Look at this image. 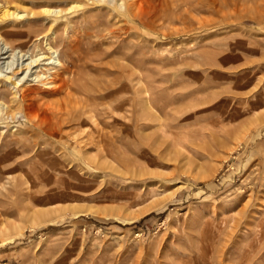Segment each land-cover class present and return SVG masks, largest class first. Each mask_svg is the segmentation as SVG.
<instances>
[{
    "label": "rangeland",
    "instance_id": "obj_1",
    "mask_svg": "<svg viewBox=\"0 0 264 264\" xmlns=\"http://www.w3.org/2000/svg\"><path fill=\"white\" fill-rule=\"evenodd\" d=\"M44 1L0 2L63 54L0 122V264H264V0Z\"/></svg>",
    "mask_w": 264,
    "mask_h": 264
},
{
    "label": "bare ground",
    "instance_id": "obj_2",
    "mask_svg": "<svg viewBox=\"0 0 264 264\" xmlns=\"http://www.w3.org/2000/svg\"><path fill=\"white\" fill-rule=\"evenodd\" d=\"M1 1H3V0H0V2ZM46 1L48 2V0H46ZM53 1L55 3H59V4H60V2H68V4L71 3V5H68L69 7L70 6L71 7L67 10V12H63V11L52 12L51 11V13H50V12H47L44 10L45 12L51 14L52 16H56L55 19H57V18L63 17L64 16V15H62L63 13L69 14L71 16L70 18H73V15H75V13H74L75 10L78 9L80 12L83 9V7L86 6L87 4H91L92 2L96 4V2H98L100 0H53ZM28 2H29V0H28ZM47 2H45V3H47ZM105 3L107 5H109V3H107V2H105ZM65 4H67V3H65ZM48 5L46 4V6H48ZM50 5H51V2H50ZM133 5H135V4L134 3L130 4V6H133ZM119 6H120V3L118 2V4L116 3V5L114 7L121 8ZM1 8L2 7L0 4V21H3L5 19L9 18L10 16H16L18 18L21 17V15L18 12L13 14V13H10L9 11H2ZM27 12H28V10H27ZM124 13H125V11H124ZM41 14H42V11H41ZM39 15H40V13H39ZM85 15L86 14L84 12H81L80 17L84 18V17H86ZM78 16H79V14H78ZM49 18H47L48 21H49ZM15 19H17V18H15ZM79 20H80V18H79ZM79 28H77V29H79ZM79 32H80V30H79ZM82 34H84V33H82ZM53 35L54 34H52V33L50 35H44V36H41V34L40 35L38 34L35 36L28 35V39L20 41V46H15L12 44H6V43H3L0 41V84L3 83V87L0 88V95H3L6 93V90H7L6 88H9L13 91L11 93L10 99L7 102L0 103V122L4 116H6V117L10 116L9 118H12V119L16 118L17 116L18 117L20 116L19 118L25 122H31L32 120H36V119L38 120V118L40 117V114L42 112L39 114L38 118H36V116H35V114H36L35 112L37 110L34 112L35 109H38L37 107L36 108L34 107L35 104L33 103V101L35 99V97H34L35 88H33L29 85H30V83H34L37 85H45V86H47V85L49 86V85L54 84L55 76L53 75V73L57 67L61 68V64H62L61 60L63 59V54H62V52H58L59 54L56 57L53 56V53L56 51L55 49H53V46L56 44V40L53 37ZM31 37H33V39ZM76 43H77V41H76ZM72 44H70V45H72ZM70 47H72V46H70ZM54 58H56V59H54ZM58 58H60V59H58ZM5 59H11V61L5 63L4 62ZM71 82H72L73 88L67 89V92H65V96L63 97V102H59V100H58V103H57L58 105H57V107H55V108H57L56 111L57 112H63V113L68 112L72 116L74 115V113H77L78 115L77 116L75 115L74 117H78V118L82 117L83 115L86 116L87 114H89V111H90V109L88 108L89 105H87L84 102V100L80 101V100L75 99V95H73L71 93V91L73 90L75 92H78L79 86H78L77 82H74V81H71ZM59 88L63 89L64 84L62 83ZM139 91L142 92V90H140V89H139ZM51 106H53V105H51ZM50 107H48V108H50ZM50 110H52V109L50 108ZM50 110H47V111H50ZM41 117H40V119H42ZM64 117L66 118V116H64ZM46 118H49V117L47 116Z\"/></svg>",
    "mask_w": 264,
    "mask_h": 264
}]
</instances>
